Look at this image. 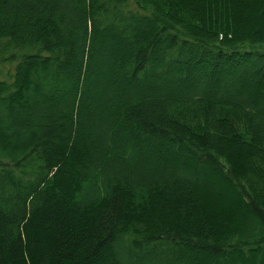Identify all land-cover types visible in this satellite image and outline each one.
I'll use <instances>...</instances> for the list:
<instances>
[{
  "label": "trees",
  "instance_id": "1",
  "mask_svg": "<svg viewBox=\"0 0 264 264\" xmlns=\"http://www.w3.org/2000/svg\"><path fill=\"white\" fill-rule=\"evenodd\" d=\"M0 66V264H264V0H0Z\"/></svg>",
  "mask_w": 264,
  "mask_h": 264
},
{
  "label": "rangeland",
  "instance_id": "2",
  "mask_svg": "<svg viewBox=\"0 0 264 264\" xmlns=\"http://www.w3.org/2000/svg\"><path fill=\"white\" fill-rule=\"evenodd\" d=\"M1 68H2V72H5V67L0 66V70H1ZM1 77H2V75H1Z\"/></svg>",
  "mask_w": 264,
  "mask_h": 264
}]
</instances>
